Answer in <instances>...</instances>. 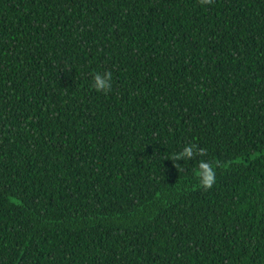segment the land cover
<instances>
[{
	"label": "trees",
	"instance_id": "1",
	"mask_svg": "<svg viewBox=\"0 0 264 264\" xmlns=\"http://www.w3.org/2000/svg\"><path fill=\"white\" fill-rule=\"evenodd\" d=\"M0 264H264V0H0Z\"/></svg>",
	"mask_w": 264,
	"mask_h": 264
},
{
	"label": "clouds",
	"instance_id": "2",
	"mask_svg": "<svg viewBox=\"0 0 264 264\" xmlns=\"http://www.w3.org/2000/svg\"><path fill=\"white\" fill-rule=\"evenodd\" d=\"M207 2V0H204ZM113 84V75L111 71L98 72L93 76L92 87L97 92L108 93ZM204 156L205 150L203 148H198L195 144H187L182 150L176 153L174 156L170 157L169 160L172 162H185L191 161L194 156ZM176 167H182L179 163L175 165ZM197 177L200 181V186L205 190L211 189L216 183V170L213 164L207 162L206 160H200L198 164V170L196 172Z\"/></svg>",
	"mask_w": 264,
	"mask_h": 264
}]
</instances>
